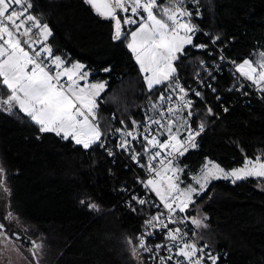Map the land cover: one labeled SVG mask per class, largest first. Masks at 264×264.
<instances>
[{
  "label": "trees",
  "instance_id": "16d2710c",
  "mask_svg": "<svg viewBox=\"0 0 264 264\" xmlns=\"http://www.w3.org/2000/svg\"><path fill=\"white\" fill-rule=\"evenodd\" d=\"M30 2L32 7L26 15L48 25L52 32L47 40L40 39L52 45L50 58L59 56L67 63H81L91 82L105 84L96 111V123L104 134L118 132L121 137H129L122 133L132 132L134 121L136 126L162 109L168 97L183 95L177 81L185 92L196 84L204 74V65L210 66L215 60L214 51L234 65L257 61L264 53V0H185L183 6L192 12L191 23L207 36L195 33L193 44L185 46L174 61L176 71L170 80L150 91L125 39L113 40L110 19L100 17L84 0ZM159 3L161 8L172 6L170 0ZM35 32L38 34L39 29ZM211 40H215L214 45ZM200 43L214 53L209 56L196 50L194 45ZM233 81L229 73L216 75L214 94L200 88L201 95L193 97L191 108H178L173 113L176 125L171 131H178L175 135L181 140L187 138L182 126L185 120L187 132L188 125L198 131L204 124L196 147H188L175 164L180 169V176L176 172L179 191L180 177L189 180V176L197 175L207 159L226 169L241 167L246 158L255 161L259 156L264 160V91L258 97H241L232 89ZM7 95V89L0 87V99ZM166 131L167 127L157 135L161 143L169 139ZM146 147L148 142L136 148L137 159L142 162L151 157L150 151H143ZM132 155L109 158L100 150L99 142L84 149L55 133H40L18 108L13 114L0 110L4 170L0 179L9 189H0L3 233L24 244H49L57 255L61 253L55 264H147L145 256L138 253L139 236L148 227L146 222L163 211L129 198L136 186L134 173H138L128 161ZM261 184L264 177L235 183L213 180L191 198L184 212H179L184 214L194 238L220 253L218 263L224 258L226 264H264ZM90 203L100 212L90 208ZM9 212L15 217L11 221L5 219ZM196 214L207 224V230L192 223Z\"/></svg>",
  "mask_w": 264,
  "mask_h": 264
},
{
  "label": "snow or ice",
  "instance_id": "6c2138e0",
  "mask_svg": "<svg viewBox=\"0 0 264 264\" xmlns=\"http://www.w3.org/2000/svg\"><path fill=\"white\" fill-rule=\"evenodd\" d=\"M171 2V7L161 8L158 0H84V3L91 6L100 17L114 22V41L128 38L127 34L122 30V24H136L137 20L132 17L138 16L139 10L146 13L147 19L144 20L141 17L143 22L139 24L135 31L131 32V41L127 44V47L135 56L136 62L140 66V71L145 74L144 79L150 91L154 85L170 80L176 71L173 61L177 59V53L183 50L185 44H193V36L199 30L190 20L178 19V17L190 18L192 16L191 11L181 7L185 0H171ZM31 7L30 0H0V40L3 41L0 44V87L6 88L8 92L6 97L0 99V110L13 114V109L18 106L20 112L24 113L31 122L38 126L40 133H55L57 136L62 135L65 140L71 138L77 145H82L84 149L90 148L97 142H100V146L103 147L104 145L101 141L103 133L98 123H96L97 104L95 97L104 89L105 84H93L87 90L84 87H79L77 80L86 79L88 76L87 72L82 71L83 65L77 63L71 67H63L64 61L59 56H55L52 59L51 65L47 64L45 60L48 56H51V48L45 45L42 49L36 50L32 46L37 41L33 40L30 43L28 39H25L22 42L17 38L12 29L17 31L23 29L22 32H19V35L24 37H28L32 33L33 28L39 29V36L43 40H47L52 35L48 25L39 23L31 14L26 15ZM129 9L131 16H125L121 20L117 15V10L128 12ZM198 12L199 9H197ZM29 22L30 26L26 27ZM216 39H219V37ZM22 43L32 49V54L21 46ZM213 43H215V40ZM194 46L199 48L207 47V45ZM42 52L47 53L48 56H42ZM221 59L223 60L224 58L221 57ZM52 65L56 69L55 72L52 71ZM236 71L258 87L264 84V53L260 54V59L257 61H243V63L236 66ZM62 77H66L67 81H70L67 86L61 82ZM176 87L183 93V95L178 97L183 106L191 108L193 102L192 100L184 99L187 92L180 87L178 81L176 82ZM229 90L231 91V89ZM260 90L264 91V88ZM195 94L197 96L201 95L199 92ZM160 99L163 100L164 97ZM152 107L156 108V105L153 104ZM168 111L172 113L178 111V109L169 108ZM208 113L212 114L210 108ZM191 116L192 113L190 112L189 118ZM151 123L160 124V121L151 120ZM187 124L188 120H185L184 125ZM133 127H135V121L133 122ZM145 130L147 131V129ZM203 130V123L199 125L198 131H194L189 127L188 131L190 134L186 139L180 140L176 135L171 134V124L169 123L168 132L170 133L169 140L171 144L167 142L160 143L155 136L148 141V144L153 146L159 144L161 149L171 147L172 152L167 153V155H172L175 152L182 156L188 147H196V136L200 135ZM122 134L132 137L133 140L136 139L131 131H126ZM119 147L127 151V141H122ZM108 154L111 156L112 152L109 150ZM156 155L159 156L160 153H156ZM132 159L135 161L137 156L133 155ZM169 169L173 173L180 171V169L171 168V161H169L164 171L166 172ZM152 170V168L149 169V171ZM3 171L0 168V175L3 174ZM217 173L225 179L232 178L233 183L247 177H264V160L259 156L255 162L246 158L243 167L233 169L230 172H225L224 169L213 164L206 171L205 179L207 180L208 177L219 178L216 175ZM156 175L160 176V173L157 172ZM197 183L200 182L197 181ZM148 186L160 197L164 208L168 210L170 218L173 217L177 209L180 212H184L188 208L191 202V194L195 191L192 188L180 191V196L173 199L170 203L168 197L171 192L178 190L177 185L172 182L171 178L167 181V192L162 191L156 180H148L146 187ZM204 188L205 184L201 183L200 190L203 191ZM0 189H3L4 192L9 191L3 179H0ZM133 199L135 200L137 197L134 196ZM81 203H85V201L82 200ZM138 203L143 205L145 200L140 199ZM173 204H175V207H173ZM89 207L96 208L97 206L90 204ZM14 218L11 212L5 216V219L9 221ZM153 221L167 228V224H164L159 215L151 217L146 224L154 227ZM171 222L172 220L170 219L169 223ZM192 223L199 227L201 222L198 219H193ZM3 229L4 225L0 224V233L3 232ZM179 231V229L168 231L166 236V239L172 241L173 247L177 249L175 255L184 258L183 261H175V264H184V261H187V264H201L204 259L202 255L203 249H198L196 245L187 242L182 247L176 244ZM146 235H152V233L149 232ZM128 243L132 244V241L129 240ZM139 247L148 252L152 251L150 247L145 246L142 238L140 239ZM162 247H167V245H156L158 251ZM40 248L41 245L34 244V254L37 257ZM168 250L169 252L172 251L171 248ZM198 252L201 255L198 256ZM133 255L134 257L138 255L136 248H133ZM209 258L212 264H216L217 257L209 256ZM172 259V255L161 257L160 264Z\"/></svg>",
  "mask_w": 264,
  "mask_h": 264
},
{
  "label": "built area",
  "instance_id": "2783aa9c",
  "mask_svg": "<svg viewBox=\"0 0 264 264\" xmlns=\"http://www.w3.org/2000/svg\"><path fill=\"white\" fill-rule=\"evenodd\" d=\"M160 0H158V4ZM181 7L185 8L183 5H181ZM186 9V8H185ZM117 14H119V16H122L121 20H123V18L125 16H131V11L129 9L128 12H123L120 10H117ZM141 17H143L144 20H146L147 15L146 13H143V11L139 10V15L132 17L133 19L137 20L136 24L133 25H125L126 27L130 28H134L136 26H138L141 22H143V20H141ZM178 19H183V20H190V22L192 21V16L189 17H184V18H179ZM30 26V22L28 24H26V27ZM197 28L199 29L197 32H201L204 36L205 32L201 31L200 28L197 26ZM34 30V28L32 29ZM12 31L16 34V36L18 38L22 37L21 35H19V32H22L23 29H20L19 31L12 29ZM196 32V33H197ZM214 40H211L210 43L214 45L213 43ZM45 45H47L49 48H51V51L53 50V47L51 44L46 43V42H42L40 39L33 44V48H35L36 50H40L42 49ZM197 45H206L204 43H200ZM196 50L198 51H204L207 50L208 54L211 55L212 52L210 51V49L208 48V45L206 48H199V47H194ZM30 54H32V49H30ZM42 56H48L47 53H41ZM221 57H223L221 54L218 57V61L213 62L212 63V67L213 69L211 71L208 70V74L206 75V77H204L203 79H197L196 80V84L190 88L187 92V95L184 97L185 100H192L193 102V97L197 96L195 93L199 92V88H206L210 93L214 94L215 91H213V89H216L214 86V81L216 79V74H222L223 72H230V74L232 75V77L234 78V81L232 83V89L236 92H238L241 97H250V95L252 96H256L258 97L263 91H261V88H264V84H261L259 87L254 84L252 81H249L248 79H246L245 77L241 76L239 73H237V71L235 70L234 66L232 63H225L224 60L221 59ZM52 71L55 72V68H52ZM62 83H64V80L61 81ZM96 107V111H97ZM169 108H173V109H178V108H185L182 104V102L179 100V98H172L169 97L167 98V104L165 107H163L162 109H160L154 116L152 117H145L139 124H137L135 126V128L133 129V135L136 137L135 140L132 139V137H121L120 134H118V132H110L108 133L109 135H104V133L102 134L101 137V141L103 142V147L100 146V150L107 154V156L110 157H123L121 155H117L115 153H112V155L110 156L109 150L112 149L116 143H117V139H119L120 143L122 141H127V152L129 154H134V153H139L137 152L136 148L138 146H140L143 142H148L153 136H157L158 133H160V131L162 129H164L165 127H169V123L171 124V127L176 125V121L173 118V113H169L168 109ZM161 113H163V115H161ZM151 118V119H150ZM151 120H159L160 124H154L151 123ZM191 127V125H188V128ZM147 129V131L145 130ZM192 129V128H191ZM197 131V130H194ZM190 134V133H189ZM201 134V133H200ZM199 136V135H198ZM196 136V138L198 137ZM100 143V142H99ZM172 152L171 147L169 148H165L164 152L154 158L148 165L146 173L143 177H138L136 183V186L134 188H132L130 191V197L129 198H133L134 196L137 197V199H143L145 200V205L150 204V203H155L156 206L160 205V202L158 201L157 197L155 196L154 191H152L151 187L148 186L146 187V183L148 180L152 179V180H156L158 181L159 185L161 186L162 182H165L167 184V181L169 178H171L172 182L175 183L176 181V175L175 173H173L171 171V169H169L168 171H164V169L168 166L169 161H171V168H175V164L177 162V160L179 159L180 155L173 152L172 155H167V153ZM125 153V154H126ZM161 161H163V163H161ZM152 168V171H149V169ZM159 172L160 176H157L156 173ZM175 176V177H174ZM162 188V187H161ZM164 188V187H163ZM165 189L168 190V187H166ZM174 192V191H173ZM161 220H163L164 224H167V228H164L161 224H159L158 222H156L153 226H148L146 227V229L143 231L142 236L140 237V239L142 238L145 242V246L146 247H150L152 249L151 252L145 251L143 248H140L141 251H143L144 253L148 254V255H153L156 254L158 252H160V250L158 251L157 249L153 248L152 246H148L146 243L151 240L154 239L156 237L159 236H167L168 231H175L176 229H179V233L177 234V241L178 240H184L189 244H194L196 245L192 239H190V235L188 233V231L185 228V222L186 219L184 217V214L179 213V211L176 210V212L173 214V217H169L168 215V210L165 209V213H163L160 216ZM172 220L171 223H169V220ZM152 233V235H146V233ZM139 239V241H140ZM176 241V242H177ZM175 242V243H176ZM196 247L198 249H203V253L202 255L204 256V259L202 260L201 264H212L211 259L209 258V253L206 251L205 247H200L197 246ZM171 254L166 255L165 257L169 256ZM197 255H201V253H197ZM167 261V260H166ZM184 264H187V262H185ZM216 264H226L224 262V258L221 259V261L219 263Z\"/></svg>",
  "mask_w": 264,
  "mask_h": 264
},
{
  "label": "rangeland",
  "instance_id": "374dc122",
  "mask_svg": "<svg viewBox=\"0 0 264 264\" xmlns=\"http://www.w3.org/2000/svg\"><path fill=\"white\" fill-rule=\"evenodd\" d=\"M140 11H142V10H140ZM22 19H23V17H22ZM147 19V18H146ZM170 23V22H169ZM139 27V25L138 26H136V27H134L133 29H131L129 32H128V34H127V39L125 40V42H126V46H127V44L131 41V32L132 31H135L137 28ZM127 33V32H126ZM39 34V33H38ZM38 34H36V36H39ZM182 35H183V33H181ZM33 36H34V34H33V32L32 33H30L29 34V36L28 37H24V36H22V37H20V38H18V39H20L22 42H23V40H25V39H28L29 40V42H31V39L33 38ZM5 39H7V37H5ZM40 39V38H39ZM42 39V38H41ZM3 43V41L2 40H0V44H2ZM188 44H185L184 45V47H183V49L185 48V46H187ZM21 46L22 47H24L25 48V50L26 51H28V49H27V45L26 44H21ZM128 48V47H127ZM129 50V49H128ZM130 51V50H129ZM29 52V51H28ZM131 52V51H130ZM183 52V50L180 52V53H177V57L179 56V54H181ZM51 53H52V51H51ZM132 53V52H131ZM134 56V55H133ZM134 58H135V56H134ZM51 59V62H52V58H50ZM135 60H136V58H135ZM177 60V59H176ZM176 60H174V61H176ZM174 61H173V66H174V68H175V65H174ZM78 63V62H77ZM76 63V64H77ZM243 63V62H242ZM79 64H81V63H79ZM241 64V63H240ZM82 65V64H81ZM139 65V64H138ZM239 65V64H238ZM236 66L237 65H235V69H236ZM140 67V66H139ZM55 68V67H54ZM55 71H56V69H55ZM82 71H84L83 69H82ZM85 72V71H84ZM239 73V72H238ZM144 76H145V74L144 73H142ZM240 74V73H239ZM62 80H64V84H65V86H67V84L68 83H70V81H67V78L66 77H62ZM81 82H83V86H81V85H79V83H81ZM165 82H167V81H165ZM77 83H78V86L79 87H84L86 90L88 89V88H90V86L91 85H93V84H101L102 82H91L89 79H88V76H87V78L86 79H83V80H80V79H78L77 80ZM145 84H146V82H145ZM159 85V84H158ZM154 86H156V85H154ZM146 88L148 89V86H147V84H146ZM104 90V89H103ZM103 90H101L100 92H99V95L102 93V91ZM149 90V89H148ZM99 95L98 96H96L95 97V101H96V104H97V101H98V97H99ZM98 105V104H97ZM15 108H18V106L17 107H15ZM14 108V109H15ZM19 109V108H18ZM3 111V110H2ZM4 112H6V111H4ZM184 128V136H188L189 135V132H187V129H186V125L184 126V123H183V125H182ZM181 126V127H182ZM178 133V131H176V130H173V131H171V134L172 135H175V134H177ZM168 135L170 136V133L168 132ZM61 137H62V135H61ZM156 137V136H155ZM157 138L159 139V136H157ZM178 139H180V137H177ZM69 139H71V138H69ZM152 139V138H151ZM157 139V140H158ZM72 140V139H71ZM181 140V139H180ZM74 143H75V141L74 140H72ZM160 142V141H159ZM165 142H167V143H169V144H171V141L168 139L167 141H165ZM76 144V143H75ZM158 145V144H157ZM82 146V145H81ZM156 147V148H155ZM145 149H147V151H145L144 149H143V151H145V153L146 152H148V151H151L153 154H155V153H157L159 150H161V148L159 147V146H153V145H151V146H149V147H146ZM156 155V154H155ZM207 160H209V159H207ZM207 160H206V164H204L203 165V167L200 169V171L197 173V175H192L191 177L189 176V180H184V179H182L181 177H180V179L182 180V185H181V191H183V190H187V189H189V188H192V189H195V191L194 192H192V194H191V198L193 197V196H195V195H198L199 193H201L202 191L200 190V184L201 183H203V184H205V188H206V186L211 182V181H213V180H229V181H232V178H228V179H225V178H223V176L222 175H220L219 173H217L216 175L219 177V178H214V177H208L207 178V180L205 179V173H206V171L208 170V169H210L211 168V166L213 165V164H215V165H217L219 168H222V169H224L225 170V172H230V171H232L233 169H226V168H224V167H222V166H220L216 161H213V160H210V161H208L207 162ZM251 161H253V162H255L254 160H251ZM244 165H242L241 167H243ZM241 167H239V168H241ZM0 168H2L3 169V164H2V161H1V159H0ZM234 169H238V168H234ZM4 173V172H3ZM178 174H179V176H180V173H179V171H178ZM3 175V174H2ZM2 175H0V178H1V176ZM175 177V176H174ZM248 178V177H247ZM197 181H199L200 183H197ZM161 187L163 188H166L167 187V184L165 183V182H162L161 183ZM204 188V189H205ZM258 188H260V189H263L264 190V184H261ZM203 189V190H204ZM193 199V198H192ZM90 204H93V203H90ZM89 204V205H90ZM190 204V203H189ZM173 207H175V204H173ZM92 209H96V213L97 212H100V208H98V207H96V208H92ZM177 211H179L178 209H177ZM180 212V211H179ZM197 215V216H196ZM195 215V219H198V220H200V222L202 223H200V227H202V229H204V230H207V228H208V226H207V224L204 222V220L203 219H201V217L199 216V218H198V214H196ZM195 225V224H194ZM196 226V225H195ZM197 227V226H196ZM202 229L200 228V230H199V239H201L200 237L202 236V234H203V231H202ZM26 243V242H25ZM39 245H41V248H40V250H39V254H38V257L34 254V244L31 242V245L30 244H24V242H22L20 239H11V238H8L3 232L2 233H0V264H55V262H57L58 261V259H59V257H60V255H61V253H59L58 255H57V251L56 250H53L50 246H49V244H48V247H46V243H38ZM134 256V255H133ZM135 259H137L136 257H134ZM137 262H139V260L137 259L136 260Z\"/></svg>",
  "mask_w": 264,
  "mask_h": 264
},
{
  "label": "bare ground",
  "instance_id": "6f19581e",
  "mask_svg": "<svg viewBox=\"0 0 264 264\" xmlns=\"http://www.w3.org/2000/svg\"><path fill=\"white\" fill-rule=\"evenodd\" d=\"M165 1H168V0H165ZM171 1V0H170ZM118 15V17L119 18H122V16H119V14H117ZM113 26H114V22H113ZM131 29H133V28H128V27H126L125 25H123L122 24V30L126 33V32H128V31H130ZM32 32H33V34H34V36H33V38L31 39V42L33 41V40H35V41H38L39 40V36H36V32H35V28H34V30H32ZM18 38V37H17ZM30 42V43H31ZM215 44V43H214ZM27 47V49H28V51H29V53H30V49L31 48H29L28 47V45L26 46ZM207 49H210V51L212 52V54L214 53V52H216V57H215V60H213L212 61V63L213 62H216L217 63V61H218V57H219V55L221 54V52H217V51H212V49L208 46V48ZM204 52H206L207 54H208V52H207V50H204ZM211 54V55H212ZM209 55V54H208ZM211 55H209V56H211ZM222 55V54H221ZM223 56V60H224V62L225 63H232L228 58H226L224 55H222ZM45 63H47V64H50L51 65V59H50V56H48V58L45 60ZM212 63H210L211 65H212ZM233 64V63H232ZM206 66V65H204V76L202 75L200 78H198V79H203L204 77H206V75L208 74V70L209 71H211L212 69H213V67L212 66ZM233 66H234V68H235V65L233 64ZM53 68V67H52ZM236 70V69H235ZM224 73V72H223ZM225 73H229L230 74V72H225ZM238 73V72H237ZM216 75H221V74H216ZM231 75V74H230ZM232 76V75H231ZM233 78V77H232ZM234 79V78H233ZM192 88V87H191ZM200 89V88H199ZM188 91V90H187ZM199 91V90H198ZM194 97H198V96H194ZM167 104V103H166ZM166 104L163 106V107H165L166 106ZM173 118H174V114H173ZM174 120H175V118H174ZM104 135H109V134H104ZM121 143H120V141H119V139H117V143H116V145L112 148V149H110V151L112 152V153H115V154H117V155H124V153H126L127 151H125L124 149H122V148H120L119 147V145H120ZM164 152V149H161V150H159L157 153H160V155L162 154ZM137 157H138V155L136 154V153H134ZM156 154V153H155ZM153 155V156H151L149 159H147L145 162H142V161H140V160H138V159H136L135 161L132 159V156H129V159H128V161H129V163L132 165V166H134L137 170H138V173H134L135 175H134V179H135V182L137 181V179H138V177H143L144 175H145V173H146V170H147V167H148V165H149V163L154 159L153 157H158L157 155ZM159 155V156H160ZM175 175H176V172H175ZM176 179H177V175H176ZM175 184H176V181H175ZM162 191H165V192H167V189H165V188H162ZM155 193V192H154ZM155 196L157 197V199H158V201L160 202V205L159 206H156L155 205V203H150L151 205H153L154 206V208H155V210H158V211H163L162 212V214L163 213H165V208H164V205H163V203L161 202V200H160V197L159 196H157L156 195V193H155ZM180 196V191L179 190H177V191H174V192H171V194H170V196L168 197V201L171 203L172 201H173V199H175L176 197H179ZM182 198V197H181ZM156 223V221H153V224H155ZM146 226H150V225H146ZM185 228H186V230L188 231V233H189V235H190V239H192L193 240V242L197 245V246H200V247H205V249H206V251L209 253V255L210 256H215V257H217V260H216V263H218V261H219V257H220V253H218V252H212L211 251V249L209 248V246L207 245V244H202V243H200V242H198L195 238H194V234L191 232V230H190V228L188 227V222H187V220H186V222H185ZM145 230V229H144ZM143 234V233H142ZM142 234H141V236H142ZM141 236H139V239H140V237ZM139 242L140 241H138V247H139ZM186 241H184V240H178L177 242H176V244H178L179 246H183L184 245V243H185ZM148 246H152L153 248H155L156 249V245H167V247H162L161 249H160V252H158V253H156V254H153V255H148V254H146V253H144L143 251H141V249L139 248V254L142 256H145V260H146V262H147V264H160V260H161V257H165L166 255H168V254H171L172 255V257H173V259L172 260H167V261H164V264H175V261H177V260H179V261H183L184 260V258L182 257V256H176L175 255V252L177 251V249L175 248V247H173V242L172 241H170V240H167L166 239V237L165 236H159V237H156V238H154V239H151V240H149L147 243H146ZM169 248H171L172 249V251L171 252H169ZM185 262H187V261H184V263Z\"/></svg>",
  "mask_w": 264,
  "mask_h": 264
},
{
  "label": "crops",
  "instance_id": "0c3cea01",
  "mask_svg": "<svg viewBox=\"0 0 264 264\" xmlns=\"http://www.w3.org/2000/svg\"><path fill=\"white\" fill-rule=\"evenodd\" d=\"M112 25H113V21H112ZM113 32H114V29H113ZM39 38L41 39V37L39 36ZM43 39V38H42ZM180 55V54H179ZM63 60V59H62ZM64 61V60H63ZM77 62H72V63H67L66 61H64V64H63V67H71L73 64H76ZM139 66V65H138ZM140 68V67H139ZM79 85H81V86H83V82H81V83H79ZM166 134H168V131H166L165 132ZM156 139H157V137H156ZM157 141H159V140H157ZM161 143V142H160ZM162 143H165V141L164 142H162ZM149 146H151V145H149L148 144V147ZM155 146H159V144L158 145H155ZM156 148V147H155ZM138 155V154H137ZM154 154L153 153H151V151H150V156H153ZM150 158V157H149ZM148 158V159H149ZM147 160V159H146ZM145 160V161H146Z\"/></svg>",
  "mask_w": 264,
  "mask_h": 264
},
{
  "label": "water",
  "instance_id": "95a60500",
  "mask_svg": "<svg viewBox=\"0 0 264 264\" xmlns=\"http://www.w3.org/2000/svg\"><path fill=\"white\" fill-rule=\"evenodd\" d=\"M113 29H114V26H113Z\"/></svg>",
  "mask_w": 264,
  "mask_h": 264
}]
</instances>
